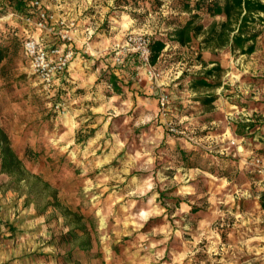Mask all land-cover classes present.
<instances>
[{
  "label": "rangeland",
  "instance_id": "obj_1",
  "mask_svg": "<svg viewBox=\"0 0 264 264\" xmlns=\"http://www.w3.org/2000/svg\"><path fill=\"white\" fill-rule=\"evenodd\" d=\"M38 1L53 16L48 30L0 0V33L66 42L77 58L52 86L32 73L22 44L0 64V128L40 178L19 184L0 169V264H264L261 20L248 26L259 33L254 51L242 53L204 42L225 17L194 16L185 0ZM189 19L203 30L181 44L172 32ZM129 34L165 40L151 63L157 80L134 51L114 62ZM217 64L220 86L192 87L193 75ZM113 69L120 93L107 81ZM209 94L217 98L205 105ZM26 147L39 156H24ZM52 193L59 206L42 209ZM64 207L94 227L89 252L63 240L75 227Z\"/></svg>",
  "mask_w": 264,
  "mask_h": 264
},
{
  "label": "trees",
  "instance_id": "obj_2",
  "mask_svg": "<svg viewBox=\"0 0 264 264\" xmlns=\"http://www.w3.org/2000/svg\"><path fill=\"white\" fill-rule=\"evenodd\" d=\"M8 5L12 10L24 15L26 17H33L38 14L39 6H35L31 3H27L24 0H8ZM182 9L188 12H195L194 16H198L199 12H203L210 16L223 15L225 20L218 25L214 23L208 31V36L204 42H212L218 40V46L230 45L233 48H237L242 53H251L255 49V40L259 33H252L248 31L250 21H255L257 18L261 20L264 25V0H224V3H203L202 1H195L192 3L190 0L182 2ZM12 11V12H13ZM263 14V16H261ZM235 21L236 28H231L232 21ZM193 20L189 19L184 24H178L172 34L175 36V40L181 44H185L192 40L193 36L201 33L203 30V24L192 25ZM219 26V27H218ZM236 30L235 33L232 32ZM24 35H19L16 28L7 29L3 33H0V64L9 57V55L15 51L18 44H22L23 48ZM165 40L163 38H155L150 42V62L155 63L165 47ZM214 61H211V63ZM223 69L217 64L210 69H207L204 75H193L191 77V84L193 88H205L213 89L221 85L219 75ZM217 79H210L216 78ZM116 93L122 92V87L119 84L118 76L109 72L107 80ZM217 98L216 94H209L201 97V101L205 105L211 104ZM184 154V151H182ZM24 156L29 159H35L39 156L38 152H35L31 147H26ZM187 160V158H185ZM0 169L2 172L7 173L13 177L15 182L28 183L30 177L40 180V178L28 170L25 165L24 157H22L11 145L10 139L7 133L0 128ZM47 187L49 183L44 182ZM21 186V185H20ZM50 201H47L42 209L48 206H59L56 193L51 194ZM62 214L66 218L68 225H73L63 236V240L67 243L74 242L76 246L89 252L91 245L90 235L91 229L94 227L91 225L89 228L84 221L85 216L77 211H71L70 208H62ZM78 230H81L82 239L77 241L80 234ZM77 241V242H76ZM71 251H69V254ZM78 262V261H75Z\"/></svg>",
  "mask_w": 264,
  "mask_h": 264
},
{
  "label": "built area",
  "instance_id": "obj_3",
  "mask_svg": "<svg viewBox=\"0 0 264 264\" xmlns=\"http://www.w3.org/2000/svg\"><path fill=\"white\" fill-rule=\"evenodd\" d=\"M31 4L39 6V1L34 0ZM53 18L45 10H39L36 20L33 22L29 17L25 20L33 23L36 29L43 31L48 30V22ZM63 39L68 38L63 35ZM150 38L144 35L129 34L125 37L123 43H116L113 47L114 62L120 64L124 60V55L128 52H136L144 65L146 75L153 80H157L159 72L151 65L150 62ZM23 51L29 61V66L34 75L45 86H52L57 80H60L63 73L69 67L75 51L73 47L64 43L45 44L39 35H27L23 40ZM158 101L161 105L169 102V95L164 91H157Z\"/></svg>",
  "mask_w": 264,
  "mask_h": 264
},
{
  "label": "crops",
  "instance_id": "obj_4",
  "mask_svg": "<svg viewBox=\"0 0 264 264\" xmlns=\"http://www.w3.org/2000/svg\"><path fill=\"white\" fill-rule=\"evenodd\" d=\"M75 58H77V57H75ZM74 58V59H75ZM73 59V60H74ZM73 60H72V62L70 63V65H69V67L67 68V70L68 69H70L71 68V66H72V63H73ZM113 73H115V74H118V72H119V70L118 69H113V71H112ZM162 83V82H161ZM160 91H163L164 90V88L163 87H160V89H159Z\"/></svg>",
  "mask_w": 264,
  "mask_h": 264
}]
</instances>
